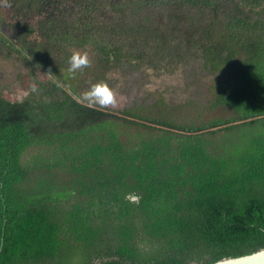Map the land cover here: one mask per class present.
<instances>
[{"label":"trees","instance_id":"16d2710c","mask_svg":"<svg viewBox=\"0 0 264 264\" xmlns=\"http://www.w3.org/2000/svg\"><path fill=\"white\" fill-rule=\"evenodd\" d=\"M74 53L93 91L127 65L196 62L211 80L202 100L156 90L106 111L68 84ZM11 59L26 94L0 86V264H213L264 249V0H0Z\"/></svg>","mask_w":264,"mask_h":264},{"label":"rangeland","instance_id":"374dc122","mask_svg":"<svg viewBox=\"0 0 264 264\" xmlns=\"http://www.w3.org/2000/svg\"><path fill=\"white\" fill-rule=\"evenodd\" d=\"M132 35L140 36L141 34L133 32ZM198 68L199 64L193 62L182 65L178 71L171 69L163 75L157 72L160 68L153 74V71H141L134 66L127 65L111 74L104 87L94 91L91 85H87L78 77L77 69L75 73L67 77V82L73 88L82 91L81 94L86 90L93 91L89 99L86 98L87 104L106 111H122L133 107L134 104L141 105L143 101L150 104L153 101L151 92L156 90L163 91L171 102L188 98L202 100L206 95V84L210 83L211 76L200 72ZM23 69L18 59L0 63L2 74L0 75V86L1 88L4 86L2 94L11 101L21 100L26 94V90L21 87L16 77L19 73H27V70ZM104 90H107V96Z\"/></svg>","mask_w":264,"mask_h":264},{"label":"clouds","instance_id":"9594fccd","mask_svg":"<svg viewBox=\"0 0 264 264\" xmlns=\"http://www.w3.org/2000/svg\"><path fill=\"white\" fill-rule=\"evenodd\" d=\"M88 60L85 57H81L79 53H74L72 57L70 58V70L74 73L78 68H82L84 66H87ZM30 88L33 92H35L38 88V85L35 83H32L30 85ZM254 256H264V249H260L258 252L253 253Z\"/></svg>","mask_w":264,"mask_h":264},{"label":"water","instance_id":"95a60500","mask_svg":"<svg viewBox=\"0 0 264 264\" xmlns=\"http://www.w3.org/2000/svg\"><path fill=\"white\" fill-rule=\"evenodd\" d=\"M213 264H264V256H254L250 254L237 258H224Z\"/></svg>","mask_w":264,"mask_h":264},{"label":"snow or ice","instance_id":"6c2138e0","mask_svg":"<svg viewBox=\"0 0 264 264\" xmlns=\"http://www.w3.org/2000/svg\"><path fill=\"white\" fill-rule=\"evenodd\" d=\"M104 93H105L106 96L108 95L107 90H104Z\"/></svg>","mask_w":264,"mask_h":264}]
</instances>
